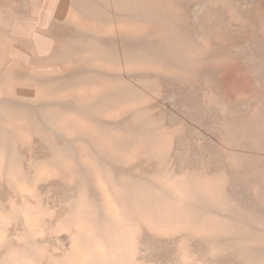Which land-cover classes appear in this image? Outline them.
<instances>
[{
    "label": "rangeland",
    "instance_id": "obj_1",
    "mask_svg": "<svg viewBox=\"0 0 264 264\" xmlns=\"http://www.w3.org/2000/svg\"><path fill=\"white\" fill-rule=\"evenodd\" d=\"M0 264H264V0H0Z\"/></svg>",
    "mask_w": 264,
    "mask_h": 264
}]
</instances>
